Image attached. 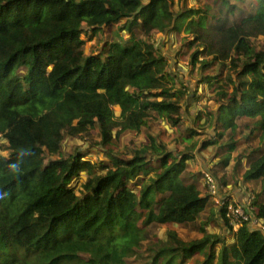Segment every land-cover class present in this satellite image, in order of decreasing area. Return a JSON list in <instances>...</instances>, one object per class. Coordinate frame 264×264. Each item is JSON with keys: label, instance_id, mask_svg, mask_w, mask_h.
Instances as JSON below:
<instances>
[{"label": "trees", "instance_id": "obj_1", "mask_svg": "<svg viewBox=\"0 0 264 264\" xmlns=\"http://www.w3.org/2000/svg\"><path fill=\"white\" fill-rule=\"evenodd\" d=\"M253 1L256 9L234 20L244 8L230 0H220L212 14L193 7L176 14V0H0V264H130L150 228L191 223L205 210L209 197L187 170L192 153L173 151L149 132L129 144V154L113 150L124 132L143 133L151 118L182 122L189 89L177 84L150 37L180 32L184 22L195 24L187 40L195 46L193 67L218 62L223 72L230 65L209 115L217 128L234 130L244 118L249 134L260 131L243 180H260L264 191V45L255 43L264 38V0ZM122 20L128 39L116 32L117 39L86 53L82 34ZM94 128L98 141L90 140ZM237 133L220 145L224 153L216 148L221 168L230 163ZM68 138L80 142L66 155ZM93 149L106 158L92 160ZM258 198L252 212L264 222ZM220 213L232 233L225 209ZM208 225L190 240L170 229L141 254H150L149 264H183L196 253L203 256L196 264H264L261 229L244 222L227 244Z\"/></svg>", "mask_w": 264, "mask_h": 264}, {"label": "rangeland", "instance_id": "obj_2", "mask_svg": "<svg viewBox=\"0 0 264 264\" xmlns=\"http://www.w3.org/2000/svg\"><path fill=\"white\" fill-rule=\"evenodd\" d=\"M146 2L147 0H143ZM232 3H235L241 8H244L243 12L235 11L236 13L232 14V18L234 20L241 17L243 13H250L252 10L256 9L255 1L253 0H230ZM220 6V0H176V4L173 7V11L177 14L182 10L193 8H208L210 9V13L218 12V7ZM245 11V12H244ZM210 16V15H209ZM125 20H122L121 23L116 24L110 27H103L101 30L97 31L93 36H91V32H86L82 34L83 39L85 40V51L89 53L90 51H96L99 49L104 43L107 41L110 42L113 39H117V33L120 32L124 39H128L131 36L130 31L121 30L120 27L123 25ZM184 28L180 32L174 31H166V32H157L155 35L151 36L150 39L155 43L156 47L161 49V53L163 56L167 58V70L171 71L175 76L178 77V85L181 86V82L185 84V86L189 89L187 95L184 99L181 100L183 105L184 115L183 120L178 126H172L167 123V121L160 118H151L149 120V125L146 129H144L143 133H136L134 131H126L124 132L120 139L116 141L113 150L118 152L119 154H129L128 148L129 144H138L142 140H146L147 133H152L158 136V139L167 144V146L173 151L182 150L184 152H190L194 155V158H198L201 161L202 165H199V168L203 165H208L210 161L214 159V157H221L217 154L218 152L224 153V150L227 149H219L220 145L224 144V142L229 141V134L231 132L235 133L236 140V149L231 151V170L221 168L218 165H214L210 170L200 169L196 175L199 177L203 176L205 180V172L212 174L220 185V177L226 179V181L231 180V184H236L239 180L243 182V174L245 170L248 168V158L247 154L255 147L259 145V134L260 131L257 129L252 135L249 134L250 128H245V120L244 118H237L236 125L237 127L234 130L228 129L224 130L222 126H218L217 128L214 124L215 119H213L209 113L216 112L220 103V96L217 93L216 88L226 81V75L231 73L230 65L228 64L223 68V72L221 71V65L218 62H215L212 66L207 68L206 70H202L200 63H197V66L193 67L191 63V53L195 50V46L190 47L189 41L187 40L191 38L190 29L193 25H195L192 21L184 22ZM136 28V29H135ZM134 28V32H137L138 27ZM91 36V37H90ZM136 36H139L136 34ZM258 49L264 45V38L259 37L255 40ZM219 76L218 81H210V82H202L204 76ZM229 92L233 91V86L228 87ZM113 108L115 111H119V107L117 104L113 102ZM210 118L208 123H204L200 120V118ZM190 129L194 130L193 133H190ZM92 138L90 140H99L100 135L98 129L94 128L92 131ZM220 132H222L221 135ZM214 141L215 145H208L205 147L203 144L205 142ZM80 141L76 142L72 138H68L65 140L63 144V152L68 155L71 151H73L76 145ZM196 142L195 149L193 151H189L186 149L187 146L192 145ZM86 145V144H85ZM6 153V151H5ZM105 153L97 149H93L92 153L89 157L92 160L97 159H105ZM245 155V156H244ZM240 156H244L243 161L239 160ZM193 158V159H194ZM192 158L188 160V168L189 165L191 168L196 169L198 165L197 160H193ZM221 159V158H220ZM191 161V162H190ZM190 162V163H189ZM188 170V169H187ZM85 169L84 172H86ZM189 171V170H188ZM224 172V173H223ZM226 172V173H225ZM224 174V177L223 175ZM220 175V177H218ZM236 182V183H235ZM250 189L252 194L250 199H254L259 196L258 200L264 202V191H262L263 182L260 180H249ZM206 186L205 194L208 195V187ZM204 189V190H205ZM251 200V205H252ZM217 203V202H216ZM217 205H219L217 203ZM207 212H201V215L194 222L187 224H178L175 226L171 225H157L156 227L150 228L152 229V234L145 240L142 244V249L139 251L140 255L129 258L128 262L130 264H149L151 260L150 254H141L146 253L145 249L148 246L156 242L157 240H165L166 233L168 230H175L178 235L183 240H190L202 237L204 234L199 231V226L211 219H208ZM210 225H208L209 231H216L222 238L227 239V234L224 235L222 232V227L225 226L223 222V218L219 220V224L214 226L213 221H210ZM211 229V230H210ZM233 232L235 230L233 229ZM231 241V238L230 240ZM222 244H218V248H220ZM148 252V251H147ZM203 256L201 254H195L188 260H186L183 264H196L197 260H201ZM177 264L182 263V259H178Z\"/></svg>", "mask_w": 264, "mask_h": 264}, {"label": "crops", "instance_id": "obj_3", "mask_svg": "<svg viewBox=\"0 0 264 264\" xmlns=\"http://www.w3.org/2000/svg\"><path fill=\"white\" fill-rule=\"evenodd\" d=\"M220 158L221 157H219V156L218 157H214V159L212 161H210V163L208 165H203L204 167L201 166L199 168V165H202L201 161L198 158L195 157L193 160H197V163H198V165L196 166V169L191 168L190 165H189V168H188L190 174L193 175L192 179L197 184L198 189L201 192V195L209 197V204L205 208L204 211H205V213L206 212L208 213L207 214V216H209L208 219H211V220H208L209 225L211 224L210 221H213V224L215 222L214 226L218 225L219 224V220L222 219V216L220 215L221 214L220 211L222 210V207L220 205H217V203L215 201L216 198L214 196H212L211 194H209V192H208V195L204 193V191L206 192L205 180L203 179V176L199 177L198 174L196 175L195 173H197L200 169H203V168H204L203 170H210L214 165H218L219 164ZM226 169H228L227 172H229V170H231V161H230L229 165L227 167H225V171H226ZM222 175L224 177V174H222ZM218 177H220V175H218ZM219 181H220V186L221 187H220L218 195H217L218 198L226 197V198H230V200L232 199V200H234V201H236L238 203H245V201L252 194L251 190H249L250 189V184H249L250 182L249 181H244V184H243V182L239 180L237 183L235 182L236 184H234V185L231 184V180L230 181H226V179L221 178V177H220ZM248 187H249V189H248ZM260 222L263 223L262 220H260ZM207 231L209 233H212V234H217L216 231H209L208 226H207ZM222 232L224 233V235L227 234V239L223 238L227 242V244H230V243H232L234 241V232L231 233L226 228V226L222 227ZM198 238H199V236H198ZM230 238H231V241H228V240H230Z\"/></svg>", "mask_w": 264, "mask_h": 264}, {"label": "built area", "instance_id": "obj_4", "mask_svg": "<svg viewBox=\"0 0 264 264\" xmlns=\"http://www.w3.org/2000/svg\"><path fill=\"white\" fill-rule=\"evenodd\" d=\"M205 183L207 184L209 194L216 198L215 201L222 207V209H225L226 217L229 219L230 224L233 226L235 231L244 222H248L250 228L252 229H261L264 231V222L261 223L252 212V199H250V197L245 201V203H238L226 197L218 198L217 195L221 186L218 184L215 177L208 172H205Z\"/></svg>", "mask_w": 264, "mask_h": 264}]
</instances>
